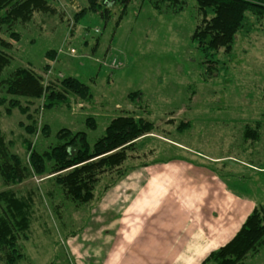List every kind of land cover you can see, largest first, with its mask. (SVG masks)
<instances>
[{"label":"rangeland","instance_id":"rangeland-1","mask_svg":"<svg viewBox=\"0 0 264 264\" xmlns=\"http://www.w3.org/2000/svg\"><path fill=\"white\" fill-rule=\"evenodd\" d=\"M48 2L50 11H37L30 21L2 30L10 47L0 49L11 63L0 75V136L10 152L28 164L26 143L42 153L64 128L86 132L93 145L120 115L149 120L155 130L136 143L119 170L101 177L87 204L71 200L51 176L33 172L8 186L0 175V193L10 190L33 200L30 228L18 237L17 256L0 246V264H92L94 231L86 228L94 210L128 174L157 162L201 165L224 184L230 207L241 205L251 214L264 207V22L251 16L254 30L238 35L230 52L204 54L192 40L201 20L194 0L178 6L134 0L122 20L118 5L109 8L105 20L90 0ZM18 68L33 70L58 91L64 79L76 78L89 86L92 100L66 93L68 102L46 109L43 100L20 99L27 112H9L11 97L2 83ZM90 118L95 128L87 124ZM33 125L37 131L30 134L27 127ZM249 129L257 139L245 138ZM2 209L0 204V215ZM243 264H264V246Z\"/></svg>","mask_w":264,"mask_h":264},{"label":"trees","instance_id":"trees-1","mask_svg":"<svg viewBox=\"0 0 264 264\" xmlns=\"http://www.w3.org/2000/svg\"><path fill=\"white\" fill-rule=\"evenodd\" d=\"M90 0L91 8L108 20L110 7L118 5L122 9L120 20L134 0ZM198 6L201 20L193 33L192 40L204 54H212L220 49L230 52L238 35H248L254 30L250 17L264 22V0H194ZM172 6L184 4V0H162ZM48 0H0V47L9 48L10 43L2 37L3 27L9 29L17 22H28L35 12L50 11ZM12 38L18 39L16 32ZM49 53L54 60L56 53ZM11 63L7 52L0 49V75ZM48 68V67H47ZM3 86L9 104L26 113L21 100L34 103L43 100V108L52 109L68 102L66 93H72L85 101L92 100L88 85L76 78H67L61 82L62 90L45 86L41 77L28 68H18L5 81ZM135 93L131 97H136ZM8 99L1 100L4 104ZM87 124L95 128L94 122ZM189 126L181 125V127ZM30 134H35L36 127L29 126ZM155 130L153 122L131 115L113 118L105 129V134L93 145L88 141L86 132H73L61 129L56 135L57 143L40 153L31 142H27L28 164L11 153L5 140L0 136V175L5 185H17L26 180L33 172L39 176H51L65 194L74 202L87 204L94 200L96 187L101 177L109 171L119 170L134 151L136 143ZM42 131L49 134L47 126ZM246 139H257L254 130H247ZM124 176V175H123ZM2 213L0 215V246L10 248L13 258L18 237L30 228L32 198H20L8 190L0 193ZM264 246V207L256 208L248 216L235 237L226 245L213 251L202 264H243L252 253L259 252ZM12 261V260H11Z\"/></svg>","mask_w":264,"mask_h":264},{"label":"crops","instance_id":"crops-1","mask_svg":"<svg viewBox=\"0 0 264 264\" xmlns=\"http://www.w3.org/2000/svg\"><path fill=\"white\" fill-rule=\"evenodd\" d=\"M153 165L128 174L94 210L92 264H202L251 214L230 207L224 184L201 165Z\"/></svg>","mask_w":264,"mask_h":264},{"label":"built area","instance_id":"built-area-1","mask_svg":"<svg viewBox=\"0 0 264 264\" xmlns=\"http://www.w3.org/2000/svg\"><path fill=\"white\" fill-rule=\"evenodd\" d=\"M71 52L74 53L75 50L73 49ZM116 64H117L116 61H114V62H113V65H116Z\"/></svg>","mask_w":264,"mask_h":264}]
</instances>
